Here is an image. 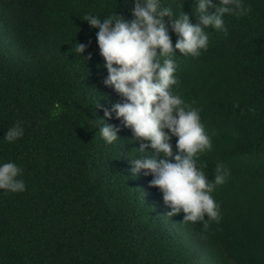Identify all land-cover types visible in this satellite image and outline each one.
I'll return each instance as SVG.
<instances>
[{"label": "trees", "instance_id": "1", "mask_svg": "<svg viewBox=\"0 0 264 264\" xmlns=\"http://www.w3.org/2000/svg\"><path fill=\"white\" fill-rule=\"evenodd\" d=\"M243 2L247 15L225 14L227 33L206 29L199 56H173V89L200 110L213 145L197 166L209 180L218 162L230 169L212 192L220 219L205 227L168 216L153 177L131 171V158L155 150L137 153L115 113L106 122L120 138L99 134L122 97L103 83L98 28L84 17L131 19L134 0H0V163H16L26 185L0 189V264H264V0ZM162 3L198 21L195 0ZM17 121L24 135L4 140Z\"/></svg>", "mask_w": 264, "mask_h": 264}, {"label": "clouds", "instance_id": "2", "mask_svg": "<svg viewBox=\"0 0 264 264\" xmlns=\"http://www.w3.org/2000/svg\"><path fill=\"white\" fill-rule=\"evenodd\" d=\"M194 9L196 23L185 11L174 14L162 0H134L131 19L116 13L104 18L88 14L84 20L98 28L97 43L107 70L103 83L122 97L112 103L111 109H104L100 136L108 144L120 138L119 128L106 122L115 113L131 129L134 140L130 142L140 141L133 148L137 153H150L149 147L155 150L151 155L131 158V171L153 177L150 184L163 193L170 208L168 216L183 212L182 222L202 221L207 227L209 220L220 219V206L212 192L226 182L230 169L218 162L209 180L197 166V158L211 151L213 145L200 110L173 89L179 85L173 56L177 49L185 56H199L209 44L206 29L227 33L225 14L240 17L247 15L250 8L243 0H195ZM169 29L177 36L175 45ZM86 48L84 43L76 42L74 52L82 55ZM85 58L90 59L91 53ZM23 135L22 122L17 121L3 139L13 142ZM172 137H177L175 148ZM21 173L22 169L12 161L0 163V189L25 191Z\"/></svg>", "mask_w": 264, "mask_h": 264}]
</instances>
